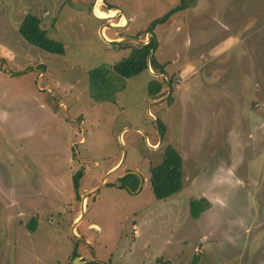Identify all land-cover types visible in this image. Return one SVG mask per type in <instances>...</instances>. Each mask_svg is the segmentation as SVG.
Listing matches in <instances>:
<instances>
[{
	"label": "rangeland",
	"instance_id": "1",
	"mask_svg": "<svg viewBox=\"0 0 264 264\" xmlns=\"http://www.w3.org/2000/svg\"><path fill=\"white\" fill-rule=\"evenodd\" d=\"M93 2L0 0V264H264V0L188 3L151 29L164 72L130 76L123 41L178 0ZM27 12L62 52L18 33ZM164 144L181 187L155 198Z\"/></svg>",
	"mask_w": 264,
	"mask_h": 264
},
{
	"label": "trees",
	"instance_id": "2",
	"mask_svg": "<svg viewBox=\"0 0 264 264\" xmlns=\"http://www.w3.org/2000/svg\"><path fill=\"white\" fill-rule=\"evenodd\" d=\"M194 2L195 0H178L175 5L151 19L149 24L143 30V33H146L147 31L150 32L149 38L146 42L123 41V45L128 48V51L125 56H122L112 65V69L119 75L130 76L139 72L141 69L147 68L148 64L154 72L163 73L165 62H158L153 54L156 42L151 29L155 24L164 22L174 11L181 10L185 8L188 3L192 5ZM107 8L111 9L110 7ZM17 31L26 41L37 45L46 51L58 53L63 50L62 42L58 39L49 37L45 30L40 26L39 18L32 13L27 12L24 14L17 26ZM151 48L153 50L148 56V52ZM156 78L158 77H155V79L152 80L150 79L147 83V92L148 94L153 95L152 98L159 95L162 86L160 81H163V78L160 81ZM129 174L132 175L137 182L135 174ZM79 176L80 173L78 171L72 176L75 188L77 187V179ZM148 180L155 198L166 197L181 187V156L172 145L164 144L160 161L155 165L149 166ZM188 203L189 212L192 216H195L204 207L202 197L190 199ZM28 228L31 230L34 228V221L33 223L29 222ZM72 254H75L74 251H72ZM196 259L197 256L193 255L188 264H193ZM154 263L166 264L161 261H155ZM87 264L100 263L90 260Z\"/></svg>",
	"mask_w": 264,
	"mask_h": 264
},
{
	"label": "crops",
	"instance_id": "3",
	"mask_svg": "<svg viewBox=\"0 0 264 264\" xmlns=\"http://www.w3.org/2000/svg\"><path fill=\"white\" fill-rule=\"evenodd\" d=\"M106 9L107 10H110L109 8H107L106 7ZM112 10V9H111ZM113 10H115V9H113ZM118 11V10H117ZM118 13H120L122 16H124L127 20H128V18L124 15V14H122L121 12H119L118 11ZM127 22V21H126ZM125 22V23H126ZM99 28H100V26L98 27V30H99ZM105 31V30H104ZM104 36L106 37L107 35L105 34V32H104ZM109 38H111V36H108ZM118 37V36H117ZM107 38V37H106ZM119 38V37H118ZM118 38H116V39H118ZM230 39H231V37H229ZM228 39V38H227ZM227 46H229L228 44H227V40H226V42L223 44V45H221V46H218V45H216L213 49H211L210 50V52H211V57L213 58V57H216L217 56V54L220 52V51H222L223 50V48H226ZM230 47V46H229ZM226 49H228V47L226 48ZM209 52V53H210ZM165 67V66H164ZM256 84V85H255ZM255 85V86H254ZM257 83H255V82H253V88L255 87V88H257ZM156 142H159L158 140H156ZM151 145H152V143H150ZM156 144V143H155ZM154 145V144H153ZM117 164V161L114 163V164H112L111 166H109V168H112L113 166H115ZM108 168V169H109ZM110 170H112V169H110Z\"/></svg>",
	"mask_w": 264,
	"mask_h": 264
},
{
	"label": "water",
	"instance_id": "4",
	"mask_svg": "<svg viewBox=\"0 0 264 264\" xmlns=\"http://www.w3.org/2000/svg\"><path fill=\"white\" fill-rule=\"evenodd\" d=\"M95 18H98V17H96V16H94ZM101 27L99 28V35H100V37L102 38V39H104V40H106V41H116V40H114V39H105L104 37H103V35L101 34ZM147 33V37H149L148 35H150V32L149 31H147L146 32ZM140 43H144V42H146V41H143V40H138ZM152 48L149 50V52H148V56L151 54V52H152ZM147 68L149 69V65L147 64ZM154 74H156V73H154ZM133 173V172H132ZM133 174H135V173H133ZM140 180H141V178H138V182H140ZM74 258V260H75V258L76 257H73Z\"/></svg>",
	"mask_w": 264,
	"mask_h": 264
},
{
	"label": "bare ground",
	"instance_id": "5",
	"mask_svg": "<svg viewBox=\"0 0 264 264\" xmlns=\"http://www.w3.org/2000/svg\"><path fill=\"white\" fill-rule=\"evenodd\" d=\"M94 2H95L96 7L98 8V7L100 6V5H99V4H100L99 0H96V1L94 0ZM94 2H93V4H94ZM92 8H93V7H92ZM110 10H111V9H110ZM92 14H93V13H92ZM93 15H94V14H93ZM101 15H105V14H101ZM94 16H96V15H94ZM96 17H98V16H96ZM98 18H100V17H98ZM123 20H125V19L123 18ZM100 30H101V34L104 35V33H103V31H102V27H101ZM103 37H104V36H103ZM107 39H109V38L107 37ZM82 199H83V198H82ZM82 201H83V200H82ZM82 201H81V203H83Z\"/></svg>",
	"mask_w": 264,
	"mask_h": 264
}]
</instances>
